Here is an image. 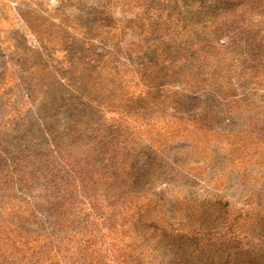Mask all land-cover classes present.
<instances>
[{
  "label": "rangeland",
  "instance_id": "1",
  "mask_svg": "<svg viewBox=\"0 0 264 264\" xmlns=\"http://www.w3.org/2000/svg\"><path fill=\"white\" fill-rule=\"evenodd\" d=\"M16 213L36 219L24 243ZM261 250L264 0H0V264Z\"/></svg>",
  "mask_w": 264,
  "mask_h": 264
},
{
  "label": "trees",
  "instance_id": "2",
  "mask_svg": "<svg viewBox=\"0 0 264 264\" xmlns=\"http://www.w3.org/2000/svg\"><path fill=\"white\" fill-rule=\"evenodd\" d=\"M82 118H85V117H82ZM73 122H72V125H70L69 126V129L71 130V129H73L74 130V133H73V141H78V142H81L82 141V137H84V136H86L90 131H91V128H88V127H86V125H85V122H87L86 120L84 121L83 119H81V120H76V119H73L72 120ZM84 121V122H83ZM75 123H77V124H75ZM79 125V127H77ZM81 143H83L84 145H85V142H81ZM101 143V142H100ZM101 148V152H100V156L102 157V156H106V158H100L99 160H98V163L99 164H101L100 166L105 170V168H106V166H109L110 164H106V162L108 161L109 163L111 162V163H113L114 162V160L116 159V160H122V158L120 159L119 158V155H117V158L115 157V156H113L112 155V153H111V150L110 149H108V147L106 146V147H100ZM93 152H94V154L97 152L96 150H92ZM62 153H63V151L61 152V154H60V156H62ZM67 155H68V152H67ZM59 156V157H60ZM79 159V158H78ZM88 165H89V163H87V165L85 166V167H88ZM114 167V166H113ZM113 167H112V169H113ZM143 169L144 168H142V169H137V171L136 172H141V171H143ZM125 176L126 177H131V179H128V180H130V183H134V185H135V183H136V181H137V178H133V176H134V174H128L127 173V171H126V169H125ZM133 178V179H132ZM90 180V179H89ZM86 183H87V178H85V179H82L81 180V185H80V187L82 188V186H86ZM69 185V184H68ZM70 186V185H69ZM68 190V189H67ZM5 196V198H6V200L8 199V200H10L9 198L10 197H8V196H6V195H4ZM57 200V205H58V207L59 208H61V209H63L64 207H67V209H68V207L71 205V201H72V197L71 196H68L67 197V199L66 198H57L56 199ZM219 206L221 207V208H223V206L224 205H222L221 203H219ZM33 216V215H32ZM14 218H16V220H17V223H16V228H18V229H20V239L18 240V243H24V242H27V241H29V239L30 238H32V237H34L35 235L34 234H32V233H30L29 231H28V229H27V227H26V225H28V223L29 224H35V220L36 219H34V220H31L32 219V217H31V219L30 218H25V217H22L20 214H18V213H16L14 216H13ZM58 225H59V228L61 229L60 231L61 232H63V231H69V230H64L65 229V227H60L61 225H62V222H61V225H60V223H58ZM58 227V226H57ZM38 236H41V235H39L38 234ZM53 237L55 238V235H53ZM58 238H60L59 239V242L62 244L63 242H64V239L62 238V235L61 234H59L58 235ZM8 242H10V239H8ZM13 246L14 247H16V245H15V243H13ZM58 248V247H57ZM62 248V245H60V249ZM262 252L260 253L261 254V256L258 258V259H264V250H261ZM7 253H8V251H6L5 252V255H7ZM11 254H13V253H11ZM2 256H3V254L2 253H0V261H1V263H3V259H2ZM258 259L255 261V262H257L258 261ZM255 262H253L252 264H254ZM230 263V262H229ZM228 263V264H229ZM56 264H58V263H56Z\"/></svg>",
  "mask_w": 264,
  "mask_h": 264
}]
</instances>
